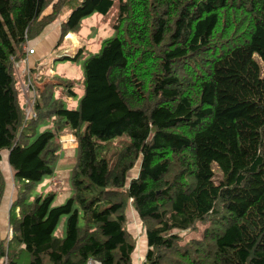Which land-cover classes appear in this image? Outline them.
<instances>
[{
  "label": "trees",
  "instance_id": "1",
  "mask_svg": "<svg viewBox=\"0 0 264 264\" xmlns=\"http://www.w3.org/2000/svg\"><path fill=\"white\" fill-rule=\"evenodd\" d=\"M52 1L0 0V153L18 186L0 264H131L128 204L145 264H264V0ZM62 10L57 46L93 15L113 37L84 61L76 110L44 84L28 120L15 64ZM66 132L71 195L53 206L31 192L54 174ZM3 192L0 174V204Z\"/></svg>",
  "mask_w": 264,
  "mask_h": 264
},
{
  "label": "rangeland",
  "instance_id": "2",
  "mask_svg": "<svg viewBox=\"0 0 264 264\" xmlns=\"http://www.w3.org/2000/svg\"><path fill=\"white\" fill-rule=\"evenodd\" d=\"M57 0H53L54 4ZM51 6H49L44 15L50 14ZM68 10H62L60 15L57 18V22H61L66 16ZM109 20V18H108ZM107 20H103L98 15H93L82 21L80 25V31L75 35L78 37L76 42L73 44L70 41L64 40L57 46L58 41L54 40L53 45L51 46V39L49 37L46 45L50 49V53L37 65H29V62L26 60L15 64V70L18 74V78L30 79L34 88H35V99L36 93L42 90L44 84H50L51 88L49 90L48 96L55 99V96L58 97L65 103L66 107L71 110H76L78 108L80 99L83 94L82 82H83V63L88 58L89 55H94L99 52L102 42L113 37L112 31L107 26ZM67 39V38H66ZM78 50H81L80 53H77ZM41 52V51H40ZM77 53V59L75 62L60 61V58L63 57H73ZM31 67H34L31 70ZM65 83H71L72 89L75 92V96L67 98L65 96V89L63 88ZM23 94V92H22ZM32 96V94H31ZM31 96H29L31 98ZM23 99H26L23 94ZM39 100V98H38ZM41 100V99H40ZM35 112V110H34ZM34 139V138H33ZM29 140L30 142L33 141ZM119 139L114 140L112 143L116 144ZM125 142L127 140L124 138ZM57 144L60 145V155L58 162L55 164V172L52 176H47L42 179L41 182L35 184L34 190L31 194L35 195H47L53 194L54 201L53 206L62 205L71 195L70 184H69V174L71 167L75 161V152L76 140L70 132H66L62 136L57 138ZM122 147V145L120 146ZM119 146H114V149H120ZM138 162L135 164V167L128 173L127 180L135 176L136 167ZM0 174L4 181V192L0 204V226H9L8 225V216L7 213L12 204V201L16 197V191L18 186L14 183L13 172L9 168L6 162V153H0ZM218 180V175L215 176ZM126 216V226H137V234L135 235L138 239L141 234L144 233L142 225L133 210V208L128 204L125 211ZM66 217H62L55 232V235L58 237L63 236V230L66 222ZM206 226L198 225L195 227L194 231H189L182 233L181 243H187L191 239H198L202 236V232ZM127 230V229H126ZM144 235V234H143Z\"/></svg>",
  "mask_w": 264,
  "mask_h": 264
},
{
  "label": "crops",
  "instance_id": "3",
  "mask_svg": "<svg viewBox=\"0 0 264 264\" xmlns=\"http://www.w3.org/2000/svg\"><path fill=\"white\" fill-rule=\"evenodd\" d=\"M59 23L57 22L53 24V26L45 29L37 40L29 43L27 49H32L33 54L26 55V59L24 61L27 60L29 62V65L31 64V66L37 65V63H40L50 53V49L46 45V42L48 41L49 37H53V39L50 40L51 46L53 45L54 40H56V42L58 41L59 33H60ZM77 39L78 37L75 36V34H68L65 37V41L69 40L71 44L76 42ZM33 68L34 67H31V69ZM135 227L137 226H133V227L126 226L127 231L129 232L130 236L132 237L135 243V248L131 255V264H145V254L147 249L145 236L143 235L144 233L141 234L140 231V235H139L140 238L136 239L137 237L135 235L137 234V230ZM0 235L3 238L7 236V239H9L11 237V230L9 226H0ZM89 264H98V263L90 262Z\"/></svg>",
  "mask_w": 264,
  "mask_h": 264
},
{
  "label": "built area",
  "instance_id": "4",
  "mask_svg": "<svg viewBox=\"0 0 264 264\" xmlns=\"http://www.w3.org/2000/svg\"><path fill=\"white\" fill-rule=\"evenodd\" d=\"M26 55H32L33 50L32 49H25ZM21 90L25 96V118L30 120V119H35L36 114L34 112V102H35V88L30 81V79H27L25 83L21 84ZM32 94V96H31ZM31 96V98L29 97ZM3 264H7V260L4 259Z\"/></svg>",
  "mask_w": 264,
  "mask_h": 264
}]
</instances>
